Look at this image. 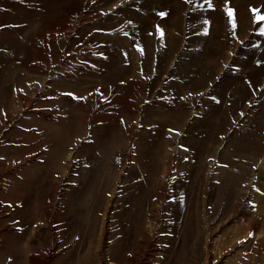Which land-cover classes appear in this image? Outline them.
<instances>
[{
    "label": "rangeland",
    "instance_id": "rangeland-1",
    "mask_svg": "<svg viewBox=\"0 0 264 264\" xmlns=\"http://www.w3.org/2000/svg\"><path fill=\"white\" fill-rule=\"evenodd\" d=\"M252 9L0 0V264H264Z\"/></svg>",
    "mask_w": 264,
    "mask_h": 264
},
{
    "label": "snow or ice",
    "instance_id": "snow-or-ice-1",
    "mask_svg": "<svg viewBox=\"0 0 264 264\" xmlns=\"http://www.w3.org/2000/svg\"><path fill=\"white\" fill-rule=\"evenodd\" d=\"M256 19L259 20H264V15H259V10L258 9H252ZM161 16L165 15L164 13H160ZM228 15L231 16L232 12L229 10ZM227 67V66H226Z\"/></svg>",
    "mask_w": 264,
    "mask_h": 264
}]
</instances>
